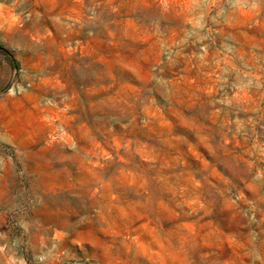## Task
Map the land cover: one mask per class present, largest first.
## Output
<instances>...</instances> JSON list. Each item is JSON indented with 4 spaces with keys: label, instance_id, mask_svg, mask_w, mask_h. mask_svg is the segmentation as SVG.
Wrapping results in <instances>:
<instances>
[{
    "label": "rangeland",
    "instance_id": "374dc122",
    "mask_svg": "<svg viewBox=\"0 0 264 264\" xmlns=\"http://www.w3.org/2000/svg\"><path fill=\"white\" fill-rule=\"evenodd\" d=\"M10 1L0 264H264V0Z\"/></svg>",
    "mask_w": 264,
    "mask_h": 264
},
{
    "label": "crops",
    "instance_id": "0c3cea01",
    "mask_svg": "<svg viewBox=\"0 0 264 264\" xmlns=\"http://www.w3.org/2000/svg\"><path fill=\"white\" fill-rule=\"evenodd\" d=\"M0 7H3V8L14 7V3L11 2L10 0H1Z\"/></svg>",
    "mask_w": 264,
    "mask_h": 264
}]
</instances>
